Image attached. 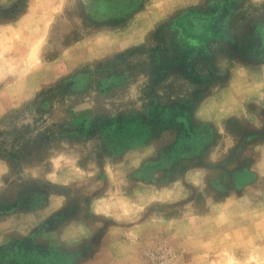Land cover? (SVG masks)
I'll return each instance as SVG.
<instances>
[{"label": "rangeland", "instance_id": "1", "mask_svg": "<svg viewBox=\"0 0 264 264\" xmlns=\"http://www.w3.org/2000/svg\"><path fill=\"white\" fill-rule=\"evenodd\" d=\"M16 113L51 137L0 157V202H37L0 213V245L264 264V0H0V126Z\"/></svg>", "mask_w": 264, "mask_h": 264}, {"label": "trees", "instance_id": "2", "mask_svg": "<svg viewBox=\"0 0 264 264\" xmlns=\"http://www.w3.org/2000/svg\"><path fill=\"white\" fill-rule=\"evenodd\" d=\"M64 85H66V83L61 81L59 84L48 88L46 91L38 93L31 103L34 104L38 102L40 94L50 92L55 88ZM17 116H19V113L10 116L7 121L9 128L0 126V157L8 160L12 165H16L22 159H27L33 156L36 149L44 145L51 137L50 134H48V130L41 128L36 130V127H38L37 124L39 123L38 119L35 120V125L28 123H22L19 125L16 123ZM32 201L33 198L30 194L25 195L12 203L1 201L0 213L6 212L15 207L30 210L37 203ZM52 220L53 217L48 219V222H52ZM39 251H42V249L35 245L32 238H18L0 245V258L12 254L23 258L18 264H44V262L34 259V256H36Z\"/></svg>", "mask_w": 264, "mask_h": 264}]
</instances>
